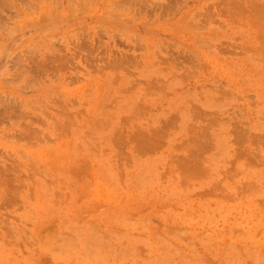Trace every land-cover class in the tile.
<instances>
[{"label": "rangeland", "instance_id": "374dc122", "mask_svg": "<svg viewBox=\"0 0 264 264\" xmlns=\"http://www.w3.org/2000/svg\"><path fill=\"white\" fill-rule=\"evenodd\" d=\"M0 264H264V0H0Z\"/></svg>", "mask_w": 264, "mask_h": 264}]
</instances>
